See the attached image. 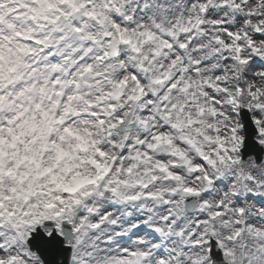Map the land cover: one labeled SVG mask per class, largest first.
Instances as JSON below:
<instances>
[{
    "label": "snow or ice",
    "instance_id": "6c2138e0",
    "mask_svg": "<svg viewBox=\"0 0 264 264\" xmlns=\"http://www.w3.org/2000/svg\"><path fill=\"white\" fill-rule=\"evenodd\" d=\"M0 264H264V0H0Z\"/></svg>",
    "mask_w": 264,
    "mask_h": 264
}]
</instances>
